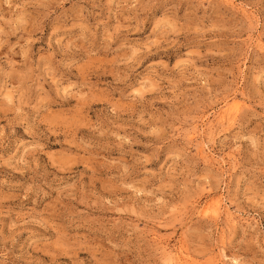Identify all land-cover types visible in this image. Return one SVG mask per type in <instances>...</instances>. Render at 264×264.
<instances>
[{"label": "rangeland", "instance_id": "obj_1", "mask_svg": "<svg viewBox=\"0 0 264 264\" xmlns=\"http://www.w3.org/2000/svg\"><path fill=\"white\" fill-rule=\"evenodd\" d=\"M0 264H264V0H0Z\"/></svg>", "mask_w": 264, "mask_h": 264}]
</instances>
